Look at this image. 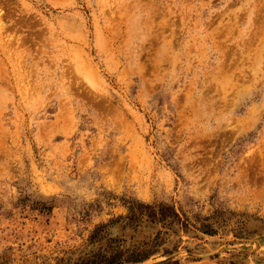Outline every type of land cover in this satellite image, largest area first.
Here are the masks:
<instances>
[{"label":"rangeland","instance_id":"1","mask_svg":"<svg viewBox=\"0 0 264 264\" xmlns=\"http://www.w3.org/2000/svg\"><path fill=\"white\" fill-rule=\"evenodd\" d=\"M0 264H264V0H0Z\"/></svg>","mask_w":264,"mask_h":264},{"label":"trees","instance_id":"2","mask_svg":"<svg viewBox=\"0 0 264 264\" xmlns=\"http://www.w3.org/2000/svg\"><path fill=\"white\" fill-rule=\"evenodd\" d=\"M133 260H138V259H133ZM125 261H132V259H127V260H125Z\"/></svg>","mask_w":264,"mask_h":264}]
</instances>
